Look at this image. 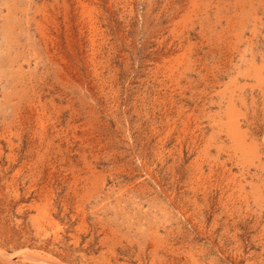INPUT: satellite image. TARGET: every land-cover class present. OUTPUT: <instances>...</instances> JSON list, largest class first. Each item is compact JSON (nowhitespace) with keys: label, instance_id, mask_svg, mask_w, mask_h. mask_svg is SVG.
<instances>
[{"label":"rangeland","instance_id":"obj_1","mask_svg":"<svg viewBox=\"0 0 264 264\" xmlns=\"http://www.w3.org/2000/svg\"><path fill=\"white\" fill-rule=\"evenodd\" d=\"M0 264H264V0H0Z\"/></svg>","mask_w":264,"mask_h":264}]
</instances>
